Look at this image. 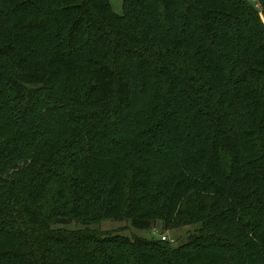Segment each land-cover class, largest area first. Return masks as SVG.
<instances>
[{"label": "trees", "instance_id": "obj_1", "mask_svg": "<svg viewBox=\"0 0 264 264\" xmlns=\"http://www.w3.org/2000/svg\"><path fill=\"white\" fill-rule=\"evenodd\" d=\"M8 125L0 264H264V0H0Z\"/></svg>", "mask_w": 264, "mask_h": 264}, {"label": "rangeland", "instance_id": "obj_2", "mask_svg": "<svg viewBox=\"0 0 264 264\" xmlns=\"http://www.w3.org/2000/svg\"><path fill=\"white\" fill-rule=\"evenodd\" d=\"M251 3H254V0H248ZM113 11L117 15L123 14V3L124 0H110ZM6 133L3 135H0V138L3 140H9L12 135L14 134L13 128L11 125H8L6 128ZM59 228H64L66 230H83L86 227L77 223L72 222L69 225L66 226H59ZM89 228L91 230H96L99 232L102 236H105L106 234L112 235V236H120V237H127V238H134V237H140L147 240H162L163 237H166L167 240H164L168 243H170L174 249H177L179 247H182L189 243L190 239L198 233L203 227L201 223L196 224H187L183 226H175L173 228H165V223L161 220H156L155 225L151 230H139L134 228L132 222L130 220H124V221H114L111 219H105L104 221L90 225Z\"/></svg>", "mask_w": 264, "mask_h": 264}, {"label": "built area", "instance_id": "obj_3", "mask_svg": "<svg viewBox=\"0 0 264 264\" xmlns=\"http://www.w3.org/2000/svg\"><path fill=\"white\" fill-rule=\"evenodd\" d=\"M162 240H167L166 237H163Z\"/></svg>", "mask_w": 264, "mask_h": 264}]
</instances>
